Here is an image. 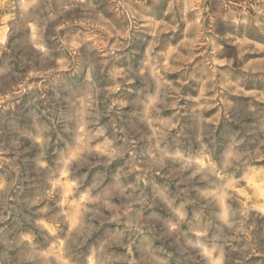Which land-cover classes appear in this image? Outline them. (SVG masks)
I'll return each mask as SVG.
<instances>
[{"label":"rangeland","instance_id":"rangeland-1","mask_svg":"<svg viewBox=\"0 0 264 264\" xmlns=\"http://www.w3.org/2000/svg\"><path fill=\"white\" fill-rule=\"evenodd\" d=\"M0 264H264V0H0Z\"/></svg>","mask_w":264,"mask_h":264},{"label":"bare ground","instance_id":"bare-ground-1","mask_svg":"<svg viewBox=\"0 0 264 264\" xmlns=\"http://www.w3.org/2000/svg\"><path fill=\"white\" fill-rule=\"evenodd\" d=\"M3 41V40H2Z\"/></svg>","mask_w":264,"mask_h":264}]
</instances>
